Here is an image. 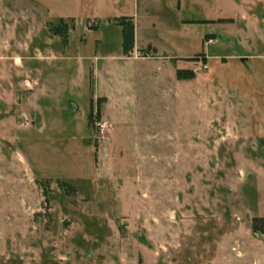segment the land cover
Wrapping results in <instances>:
<instances>
[{"label": "rangeland", "instance_id": "rangeland-1", "mask_svg": "<svg viewBox=\"0 0 264 264\" xmlns=\"http://www.w3.org/2000/svg\"><path fill=\"white\" fill-rule=\"evenodd\" d=\"M248 6L0 0V264H264V9ZM122 15L146 46L130 56Z\"/></svg>", "mask_w": 264, "mask_h": 264}, {"label": "trees", "instance_id": "trees-1", "mask_svg": "<svg viewBox=\"0 0 264 264\" xmlns=\"http://www.w3.org/2000/svg\"><path fill=\"white\" fill-rule=\"evenodd\" d=\"M118 25L122 26V34H123V40H122V50L123 55L130 56L135 49V21L134 18L131 16H122L117 21ZM97 28V26L93 27ZM50 30L56 34L63 37L65 40L66 32L69 30L68 23L65 22L64 18L60 19V23L58 25H52ZM174 61H176V58H173ZM188 75H183L182 70L177 71V78L178 79H184V78H191L193 77V74L189 72ZM61 186L67 191L72 192L76 191V188L64 181H62ZM70 188V189H69ZM252 230L256 233H262L264 234V216L262 217H254L252 220Z\"/></svg>", "mask_w": 264, "mask_h": 264}, {"label": "crops", "instance_id": "crops-1", "mask_svg": "<svg viewBox=\"0 0 264 264\" xmlns=\"http://www.w3.org/2000/svg\"><path fill=\"white\" fill-rule=\"evenodd\" d=\"M247 3L249 4L247 11L254 10V9L257 10L259 8L260 10H258V11H260V13L262 14V10L264 9V0H247ZM247 14L250 15L249 12H247ZM122 16H131V17L134 18V21H135V49H134V51L137 52L138 49L146 48V46H144L142 48L138 46L139 45L138 41H139V38H140V34H139L140 25H139L138 17L136 15H122ZM219 18H221V17H219ZM147 47H151L152 49L157 50V48L154 45H152L151 43H148Z\"/></svg>", "mask_w": 264, "mask_h": 264}, {"label": "water", "instance_id": "water-1", "mask_svg": "<svg viewBox=\"0 0 264 264\" xmlns=\"http://www.w3.org/2000/svg\"><path fill=\"white\" fill-rule=\"evenodd\" d=\"M243 60H245L246 58H242Z\"/></svg>", "mask_w": 264, "mask_h": 264}]
</instances>
